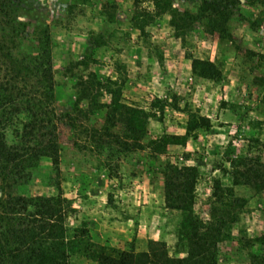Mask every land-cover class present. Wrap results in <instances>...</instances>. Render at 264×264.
Returning a JSON list of instances; mask_svg holds the SVG:
<instances>
[{
    "label": "rangeland",
    "instance_id": "1",
    "mask_svg": "<svg viewBox=\"0 0 264 264\" xmlns=\"http://www.w3.org/2000/svg\"><path fill=\"white\" fill-rule=\"evenodd\" d=\"M168 1L191 19L181 38L171 14L156 16L152 0H28L18 16L29 36L16 38L13 53L33 51L40 31L50 28L55 86L48 98L58 116L60 165L45 158L17 185L0 178V197L62 194L67 224L87 228L93 242L145 252L160 241L172 258L185 256L177 247L181 215L165 205L164 164L173 158L199 169L195 211L208 221L216 182L233 186L232 161L264 162V5L235 10L222 38L199 18L203 0ZM253 21L263 23L254 30ZM194 59L215 63L218 78L194 74ZM109 89L146 112L140 142L112 117ZM195 115L209 118L211 129L157 154L153 143L165 134L184 136ZM235 195L244 204L231 239L219 245L218 264H254L253 255H264L252 245L264 234V191L236 186ZM70 262L95 264L83 255Z\"/></svg>",
    "mask_w": 264,
    "mask_h": 264
},
{
    "label": "trees",
    "instance_id": "2",
    "mask_svg": "<svg viewBox=\"0 0 264 264\" xmlns=\"http://www.w3.org/2000/svg\"><path fill=\"white\" fill-rule=\"evenodd\" d=\"M27 2L0 0V178L12 185L29 181L32 170L45 158L58 170L61 155L58 116L48 98L55 86L50 28L40 31L33 51L16 57L13 53L16 38L22 33L26 38L29 36L27 24L18 16ZM152 2L156 16L170 13L176 36H184L186 24L191 22L188 14L181 15L168 0ZM258 3L264 5V0H203L199 18L223 38L228 34L227 24L234 19L235 10ZM148 17L147 22L154 21V16ZM262 23L253 21L251 27L255 30ZM192 68L203 79L215 80L219 76L217 65L211 61L194 59ZM115 84L109 81V87ZM109 91L113 96L112 117L125 126L129 140L140 142L146 134V112L121 103L119 89ZM211 127L209 118L195 115L184 136L165 134L153 145L157 154L166 155L170 145L186 146L192 132L209 131ZM231 168L233 186L224 187L219 180L216 182L210 218L204 221L195 211L199 169L181 165L173 158L165 162L164 200L167 209L181 215L176 236L177 247L183 250L184 257L172 258L167 244L160 241H150L145 252L95 243L87 228L69 227V204L62 194L23 196L9 191L0 197V264H71V257L78 255L95 264H218L219 245L231 239L244 204L235 195V187L264 191L261 158L239 156L232 161ZM252 245L264 248V234L253 239ZM253 256L254 264H264L263 254Z\"/></svg>",
    "mask_w": 264,
    "mask_h": 264
},
{
    "label": "crops",
    "instance_id": "3",
    "mask_svg": "<svg viewBox=\"0 0 264 264\" xmlns=\"http://www.w3.org/2000/svg\"><path fill=\"white\" fill-rule=\"evenodd\" d=\"M194 166V165H193Z\"/></svg>",
    "mask_w": 264,
    "mask_h": 264
}]
</instances>
